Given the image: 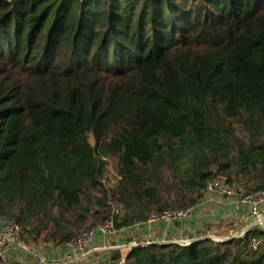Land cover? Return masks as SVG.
<instances>
[{"label": "trees", "instance_id": "16d2710c", "mask_svg": "<svg viewBox=\"0 0 264 264\" xmlns=\"http://www.w3.org/2000/svg\"><path fill=\"white\" fill-rule=\"evenodd\" d=\"M110 155L156 207L157 188H142L151 168L194 177L187 207L213 175L239 197L264 190V0H0V216L25 240L49 223L46 241L80 235L65 212L91 200ZM150 210L101 216L121 229ZM119 256L111 262L264 264V230Z\"/></svg>", "mask_w": 264, "mask_h": 264}, {"label": "rangeland", "instance_id": "374dc122", "mask_svg": "<svg viewBox=\"0 0 264 264\" xmlns=\"http://www.w3.org/2000/svg\"><path fill=\"white\" fill-rule=\"evenodd\" d=\"M106 160V172L105 175L102 177V184L98 189L92 190L90 192L91 200L83 196L81 207H78L74 210H66L65 216L71 221V223L68 224L70 228L76 229L77 226L82 224L80 231L93 229L105 219L101 216L103 211L104 215H109L113 219H121L127 214H129L128 216H132L134 212H144L147 207H150L151 210L147 213L149 217L151 212L157 211L158 209L163 207H187V204L193 202L198 195L194 177L192 175H188V173L185 172L183 168H181L179 172L180 175L178 176L175 175V172H173L168 167H163L157 170L151 168L150 170H147L145 174L146 179L145 183H143L142 185V188L146 189L147 187L153 186L157 188L159 203L156 207V204L148 201L147 199L141 200L136 197L132 184L130 182L125 181V178L121 173L118 156L110 155L107 157ZM187 161L190 162V157H188ZM239 191L242 192L241 190ZM98 198H101L103 200V206H100L98 204ZM178 205L185 206L180 207ZM79 215L83 216L80 218ZM7 219L9 218H4L0 216V230L7 222ZM39 220V217L34 218L32 223L37 224L39 226H43L47 222L46 218H43L42 221ZM134 224L135 223L131 224L130 226H133ZM52 229H54L53 225L52 223H49V227H46L40 238L43 239L47 231ZM109 239L110 240L106 242V245L102 246L111 247L118 244L117 242L113 241V238ZM137 244L145 245L141 244V242H138ZM185 244H187V241L182 245ZM37 245H39L36 247L37 249L38 247H42V244ZM64 250L66 251L65 244H63V251ZM121 250L119 257L123 256V258H125L129 250L127 248H122ZM116 251L117 249H107L98 251V253L110 252L111 258L109 260L115 261ZM12 252V258L18 255L19 253V250L15 247V245L12 246ZM22 256L26 257L27 255ZM120 263L122 264V261Z\"/></svg>", "mask_w": 264, "mask_h": 264}, {"label": "crops", "instance_id": "0c3cea01", "mask_svg": "<svg viewBox=\"0 0 264 264\" xmlns=\"http://www.w3.org/2000/svg\"><path fill=\"white\" fill-rule=\"evenodd\" d=\"M205 197V195H204ZM204 197L197 202L193 213L182 221L161 225H148L146 222L135 223L133 226L123 227L116 237H112L117 245L141 242L151 243H178L183 244L188 240L211 238L216 241H225L234 237H240L251 224V216L248 207L236 198H220L216 202H203ZM264 230V228H263ZM27 242L42 254L58 258L64 254L63 244L58 241H46L41 235H29L26 233ZM110 239L97 235L94 246L106 245ZM37 244L42 247L36 248ZM122 252V251H121ZM123 257V256H122ZM22 259L27 264H35L30 256L16 255L12 259ZM110 252H95L82 264H113L109 259ZM117 264H121L120 262Z\"/></svg>", "mask_w": 264, "mask_h": 264}, {"label": "built area", "instance_id": "2783aa9c", "mask_svg": "<svg viewBox=\"0 0 264 264\" xmlns=\"http://www.w3.org/2000/svg\"><path fill=\"white\" fill-rule=\"evenodd\" d=\"M239 188L237 185H229L226 179L221 175H213L209 180L203 202H216L220 198H236L245 204L252 218L251 224L245 232L253 227L264 228V190L250 191L241 194L239 197ZM194 211L193 206L182 208H165L151 212L146 223L148 225H161L165 223H175L188 218ZM21 228L14 221H7L0 230V264H27L22 259H12V246L19 250L18 255H27L35 260V264H82L89 255L107 249L127 248L132 249L138 246L137 243L128 245L94 246L97 235L105 238L116 237L120 233L113 219H106L100 222L91 230L82 232L80 235L66 241L65 253L58 258L48 257L37 251L35 247L27 242L21 235ZM245 232L241 234L244 235ZM122 251V250H121Z\"/></svg>", "mask_w": 264, "mask_h": 264}, {"label": "water", "instance_id": "95a60500", "mask_svg": "<svg viewBox=\"0 0 264 264\" xmlns=\"http://www.w3.org/2000/svg\"><path fill=\"white\" fill-rule=\"evenodd\" d=\"M197 240H200V239H192V240H189V241H187V244L190 243V242L197 241Z\"/></svg>", "mask_w": 264, "mask_h": 264}]
</instances>
